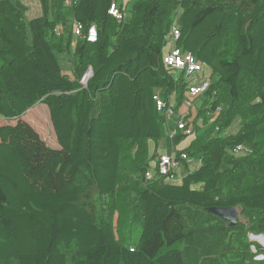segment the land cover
I'll list each match as a JSON object with an SVG mask.
<instances>
[{
  "label": "trees",
  "instance_id": "1",
  "mask_svg": "<svg viewBox=\"0 0 264 264\" xmlns=\"http://www.w3.org/2000/svg\"><path fill=\"white\" fill-rule=\"evenodd\" d=\"M66 1L39 0L30 18L23 0H0V116L12 119L0 128V264H264L250 239L264 235V0H132L122 21L118 0ZM175 21L211 78L190 108L188 80L163 61ZM158 93L186 108L185 129ZM38 103L57 147L23 118ZM166 135L198 163L179 157L149 178ZM230 206L247 221L209 211Z\"/></svg>",
  "mask_w": 264,
  "mask_h": 264
},
{
  "label": "built area",
  "instance_id": "2",
  "mask_svg": "<svg viewBox=\"0 0 264 264\" xmlns=\"http://www.w3.org/2000/svg\"><path fill=\"white\" fill-rule=\"evenodd\" d=\"M72 0H67L66 4L71 5ZM123 3L113 2L109 12L115 16L118 20H125L128 16V9H122ZM84 26L81 23L76 25L75 33L78 36L82 35ZM180 31L177 28L176 21L174 22L171 30L166 36V45L165 53L163 56V61L168 68L175 70L178 73H182L185 80H188V90L186 93V98L184 100V105L187 108L192 107L200 95L204 94L211 85V78H203L201 73L204 71V63L198 60L192 53H187L183 51L178 45L177 40L179 38ZM98 39V31L95 25H92L88 29L87 40L89 42H96ZM92 74V69L90 68L86 75L81 80L83 85L87 84L89 76ZM172 97V96H171ZM170 97V98H171ZM157 100L158 109H164L168 117L178 115L177 117V126L180 129L186 128V121L184 117L187 115L186 112L177 114L174 107L171 106V101L167 104L161 98V95L158 93L155 95ZM220 111V108L217 109ZM187 133H190L189 129H186ZM237 153H250L249 148L239 145L235 148ZM179 157L190 163L194 162L192 158H189L188 155L182 152ZM178 155L175 153L171 154H160L159 157L154 161L155 168L150 169L146 172V176L151 178L156 174L154 171L158 172L161 175L172 174L173 171H176L181 165Z\"/></svg>",
  "mask_w": 264,
  "mask_h": 264
},
{
  "label": "rangeland",
  "instance_id": "3",
  "mask_svg": "<svg viewBox=\"0 0 264 264\" xmlns=\"http://www.w3.org/2000/svg\"><path fill=\"white\" fill-rule=\"evenodd\" d=\"M24 1L29 6L28 16L30 18L41 14V6L39 3V0H24ZM131 1L132 0H129V2H128V0H127L126 3L128 2L129 6H131ZM59 56L61 58L60 61H61L62 67L64 68L65 73L72 75L71 57L69 55H66V54H60ZM88 70H87V72H88ZM176 100H177L176 96L172 95V97L170 98L171 106L176 107V105H177ZM180 108L183 109L184 107L180 106ZM195 112H196V110L194 108L192 118L195 116ZM23 118L26 119L28 122H30L36 128V130L46 140V142L48 144H50L51 146H54V147L58 146L57 144H55V143H57L56 135H55V131H54L52 121L50 119L49 109H48V106L46 104H44V103L36 104L33 108L28 110L27 113H25ZM176 118L172 119L173 124L176 123ZM7 121H12V119L7 120L6 118L0 116V128H1V130H2V126ZM239 122H240L239 119H237L236 123L233 125V127L230 129L229 132L235 131L239 127ZM199 123H203V117L199 119ZM192 139H193V136L189 135L187 137V139L182 142L181 147L188 145ZM159 151L161 153H164V154L165 153L170 154L172 152V142H171L170 135L169 136L166 135L160 140ZM197 163H198V161L191 163V165L193 167H195ZM181 178H182V172L179 171L178 176L176 179H174V181H179V180H181ZM239 219H241L243 221H247V219L244 218L241 214L239 216ZM252 235H254V234H250V239H252L253 241H256V242H258L264 246L263 242L256 240V238H253ZM257 258H259V259L264 258V255H259Z\"/></svg>",
  "mask_w": 264,
  "mask_h": 264
},
{
  "label": "water",
  "instance_id": "4",
  "mask_svg": "<svg viewBox=\"0 0 264 264\" xmlns=\"http://www.w3.org/2000/svg\"><path fill=\"white\" fill-rule=\"evenodd\" d=\"M256 102H259V99H257ZM209 211L229 221L230 226L236 225L238 223V219L240 216V211L235 206L212 207V208H209ZM252 236L256 237V236H263V235L260 234V235H252Z\"/></svg>",
  "mask_w": 264,
  "mask_h": 264
},
{
  "label": "crops",
  "instance_id": "5",
  "mask_svg": "<svg viewBox=\"0 0 264 264\" xmlns=\"http://www.w3.org/2000/svg\"><path fill=\"white\" fill-rule=\"evenodd\" d=\"M23 1H24V0H23ZM118 1H119L120 4L123 3L124 6L128 9V7H129V3H128L129 0H128L127 3H126L127 0H118ZM24 2H25V1H24ZM25 3H26V2H25ZM127 5H128V6H127ZM186 93H187V92H186ZM185 109H186L185 107H184L183 109L180 108V109H179V112H180V113H183V112L185 111ZM180 110H181V111H180ZM176 117H178V115H174L173 117H171V118H170V122H172V119H173V118H176ZM176 122H177V118H176ZM56 141H57V140H56ZM55 144H57V143H55ZM57 145H58V144H57ZM159 153H160V154H164V153H161L160 151H159ZM171 153H173V151H172ZM171 153H170V154H171ZM165 154H167V153H165Z\"/></svg>",
  "mask_w": 264,
  "mask_h": 264
},
{
  "label": "bare ground",
  "instance_id": "6",
  "mask_svg": "<svg viewBox=\"0 0 264 264\" xmlns=\"http://www.w3.org/2000/svg\"><path fill=\"white\" fill-rule=\"evenodd\" d=\"M253 238H256V240H259L264 243V236H256V237L253 236Z\"/></svg>",
  "mask_w": 264,
  "mask_h": 264
}]
</instances>
